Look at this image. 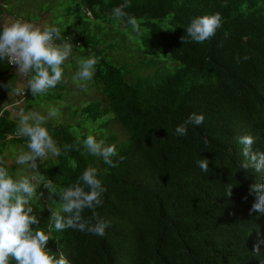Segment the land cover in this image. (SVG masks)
<instances>
[{
  "label": "trees",
  "instance_id": "obj_1",
  "mask_svg": "<svg viewBox=\"0 0 264 264\" xmlns=\"http://www.w3.org/2000/svg\"><path fill=\"white\" fill-rule=\"evenodd\" d=\"M73 1L67 16H76L83 29L61 36L100 58L93 80L102 89L99 100L73 112L81 115L79 129L96 124L97 140L116 145L118 166L86 151L88 132L46 126L61 155L41 175L59 190L89 165L97 168L106 191L95 212L110 225L102 237L53 226L47 249L63 251L70 264H264V213L249 214L256 199L250 186L264 172L240 167L238 143L250 134L258 137L253 151L264 152V0H130L124 11L137 18L140 33L112 16L124 0ZM217 12L222 26L215 36L183 43L182 37L190 40L191 19ZM9 69L0 62V77ZM192 113L204 122L178 136L176 127ZM5 117L0 140H24ZM65 145L73 146L67 155ZM204 158L207 173L196 164ZM37 181L30 206L39 223L31 227L48 232L59 197ZM82 216L87 220L93 211Z\"/></svg>",
  "mask_w": 264,
  "mask_h": 264
},
{
  "label": "clouds",
  "instance_id": "obj_2",
  "mask_svg": "<svg viewBox=\"0 0 264 264\" xmlns=\"http://www.w3.org/2000/svg\"><path fill=\"white\" fill-rule=\"evenodd\" d=\"M130 0L112 10L114 19L130 25L132 30L140 33V23L134 16L128 15L124 9L130 7ZM222 26V16L219 12L212 15H204L191 19L186 29L190 38L183 43H203L215 36L217 30ZM227 33L225 37L227 38ZM59 41V42H58ZM73 45L68 38L61 36L57 27L43 28L21 19L9 18L7 23L0 30V62H6L17 69L18 80L15 82V94L23 96L30 91L33 97L43 96L61 82L64 68L62 67L71 55ZM99 57L90 56L79 61V70L75 73L74 81H91L99 62ZM241 58L237 56L239 62ZM247 61L249 56L242 58ZM5 85V87H8ZM23 99L21 104L26 100ZM18 101V100H17ZM16 101V102H17ZM20 104V105H21ZM17 107V106H16ZM59 110L49 107L47 116L38 112H25L21 109L18 113L16 135L27 139V151L20 153L15 160L16 165L25 166L31 174L13 175L4 166L3 159H0V264H70L65 253H51L47 244L51 240V229L54 226L56 231L66 229L79 230L97 236H104L105 229L109 223L99 219L95 209L102 205V194L106 191L102 181L98 179V169L89 165L79 176L77 181L67 187L57 190L51 180L45 181L43 175L38 171L37 160L41 161L49 154L61 155V149L57 146L49 129L45 126L48 119L57 117ZM202 114L192 113L188 118L175 129L178 136H186L189 125L199 126L204 122ZM258 137L250 134L239 137L238 143L242 145L241 155L243 161L240 167L244 170L254 169L257 173L264 172V152L253 151V145ZM80 144L79 137L76 141ZM86 151L103 158L104 163L111 167H117L113 158L119 154L116 145L105 146L104 140H97L89 134L82 141ZM208 141L205 140V144ZM72 145L64 146V154L72 148ZM78 150V149H77ZM122 162L124 157L119 158ZM199 169L207 173L209 171V160L199 159L196 161ZM39 183L48 189L50 197H59L58 206L52 209L49 218L48 232L43 229L31 227L39 221L33 213L30 202L38 198L37 189ZM234 186L230 183L225 185V195L231 197ZM249 194L256 196L255 202L250 209L252 212L264 213V175H261L259 182L250 186ZM247 200V197L244 198ZM57 204L56 201H52ZM85 209L93 211V216L85 220L82 213ZM95 218V223H92ZM259 245L255 246V253L259 255Z\"/></svg>",
  "mask_w": 264,
  "mask_h": 264
},
{
  "label": "rangeland",
  "instance_id": "obj_3",
  "mask_svg": "<svg viewBox=\"0 0 264 264\" xmlns=\"http://www.w3.org/2000/svg\"><path fill=\"white\" fill-rule=\"evenodd\" d=\"M2 3L0 7L9 15L20 16L23 20L35 21L36 17H39L40 9L46 12L49 8V15L46 21H43V27H57L61 33L67 32L68 35L73 31H81L83 25L77 24L76 16H67L68 8L75 7L73 0H0ZM35 19V20H34ZM39 20V19H38ZM85 21V17H82ZM27 21V22H29ZM93 29V24L90 25ZM62 35V34H61ZM92 51H87L81 46L73 47L71 55L65 61L64 74L60 83L53 89H50L47 94L43 96L33 97L30 91H27L28 97L21 105L20 108L27 112H38L42 115L47 116L49 107H55L59 110V115L54 118H50L45 126H67L70 125V132L73 135L81 136L83 133L88 132L87 135L91 134L96 139L98 138V129L96 124L89 123L85 127L79 129L77 124H81L80 113L75 114L73 111L79 107L95 102L101 98V86L94 82L93 78L91 81H74L73 77L75 73L79 70V61L82 59H87L93 56ZM111 62L113 63V55L111 53ZM109 60V58H107ZM13 78L12 76H1L0 77V96L2 87L5 85L11 86ZM5 106V105H4ZM4 106L0 107V111ZM6 113V112H5ZM16 116V115H15ZM77 116V117H76ZM17 117V116H16ZM18 123V117L13 120ZM51 135L54 139V134L51 129H49ZM26 139V138H25ZM11 139L8 136L6 140H0V159H3L4 166L13 174L29 175L31 174L25 169V166L16 165V157L27 151V140ZM55 159V156L49 154L46 158L37 163L39 165L38 171L41 174L42 169L48 167V165ZM39 176H37L38 179Z\"/></svg>",
  "mask_w": 264,
  "mask_h": 264
},
{
  "label": "crops",
  "instance_id": "obj_4",
  "mask_svg": "<svg viewBox=\"0 0 264 264\" xmlns=\"http://www.w3.org/2000/svg\"><path fill=\"white\" fill-rule=\"evenodd\" d=\"M14 2H17V0H13ZM2 2L0 1V4ZM49 11L50 9L48 8L46 12H43L41 9L39 11H35V13L39 12V17H36V20L35 21H29L28 20H23L22 18H19L20 16H12V15H9L7 14L1 7H0V28L2 29V26L4 24L7 23L8 19L9 18H15V19H21L23 21H29L41 28H43V24L42 22L43 21H46L49 17ZM39 19V20H38ZM59 42V41H58ZM10 68V67H9ZM4 76H12L13 78V82L11 83V86L10 87H2V90H1V96H0V107L1 106H8V109L9 110H6L4 112H2V110L0 111V119L1 118H4L6 116V114H8V118L11 119V120H15L17 117H18V113L20 111V108L22 107L20 104L17 106V107H13L12 105L20 99L21 95L19 94H15L14 92V89H15V82L16 80H18V74H17V69L16 67H13V68H10L8 73ZM25 97H28V93L26 92V96ZM27 99V98H26ZM12 106V107H11ZM3 109V108H2ZM6 112V113H5ZM17 117H16V116ZM6 118V117H5Z\"/></svg>",
  "mask_w": 264,
  "mask_h": 264
},
{
  "label": "built area",
  "instance_id": "obj_5",
  "mask_svg": "<svg viewBox=\"0 0 264 264\" xmlns=\"http://www.w3.org/2000/svg\"><path fill=\"white\" fill-rule=\"evenodd\" d=\"M7 65H8V64H7ZM8 67L13 68V67H15V66H10V65H8ZM25 96H26V93H25L23 96H21L20 99H19L17 102H15L12 106H13V107H14V106L16 107V106H18L19 104H21V102L23 101V99L25 98ZM12 106H11V107H12ZM8 107H9V105H8V106H4L3 109H2V112L6 111V110H9Z\"/></svg>",
  "mask_w": 264,
  "mask_h": 264
}]
</instances>
